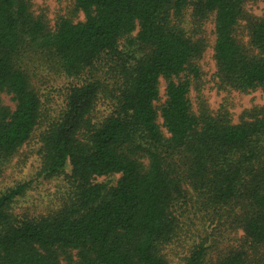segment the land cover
<instances>
[{
    "label": "trees",
    "instance_id": "1",
    "mask_svg": "<svg viewBox=\"0 0 264 264\" xmlns=\"http://www.w3.org/2000/svg\"><path fill=\"white\" fill-rule=\"evenodd\" d=\"M250 1L76 0L85 20L51 27L29 0H0V173L45 126L48 171L71 165L78 183L67 211L41 219L8 211L21 187L0 195V264H264V107L235 124L190 99L211 19L222 88H264V20L248 15ZM37 55L72 80L56 120L32 80ZM112 174L106 196L93 180Z\"/></svg>",
    "mask_w": 264,
    "mask_h": 264
},
{
    "label": "rangeland",
    "instance_id": "2",
    "mask_svg": "<svg viewBox=\"0 0 264 264\" xmlns=\"http://www.w3.org/2000/svg\"><path fill=\"white\" fill-rule=\"evenodd\" d=\"M33 10L37 15L44 14L51 27H55L60 17H68L75 22L84 21L85 14L77 12L75 9L76 0H29ZM249 16L257 20H264V0H253L245 5ZM247 22L242 21L238 31V38L248 45L249 31L246 27ZM208 35L211 46L207 49L203 59L200 61L202 69V79L195 83L191 89L190 99L194 110H198L199 100H204L212 111H217L224 107L231 115L233 123L240 122L241 115L255 107H264V88L251 93H241L232 89H224L221 81L217 77V66L214 59L213 45L215 43L214 19L207 23ZM138 34L136 30L132 37ZM33 83L38 89L39 94L44 101V107L48 112L50 119H58L66 106V91L70 87L72 80L58 73L56 65L48 58L37 55L35 60L30 63ZM166 81L162 80L160 85L161 100L159 105L166 101ZM3 101L14 109V103L8 96H2ZM110 104L108 102L100 104L97 117L102 118L110 113ZM48 118V119H49ZM162 125V118H159ZM45 126L39 127L32 138L23 145L16 155H13L5 162L0 173V195L21 187L23 193L19 194L8 206V211L17 220L41 219L59 212L67 211L73 198H77L78 183L72 177V167L68 165L67 169L60 174L50 173L47 169L46 157L49 158L46 146L42 138L45 132ZM165 135L167 130L163 127ZM48 162V160H47ZM120 174L96 177L94 184L103 185L106 196L117 186L120 180ZM191 215H186L188 221ZM186 221V222H187ZM196 235L203 226L197 222L194 227ZM242 232L231 234L230 238L239 239ZM170 246L169 249H173ZM175 249L173 250V252ZM180 256L183 250H177ZM71 257L74 262L77 261L76 252H72ZM173 260L179 261V258L171 256ZM65 262V260H64Z\"/></svg>",
    "mask_w": 264,
    "mask_h": 264
}]
</instances>
